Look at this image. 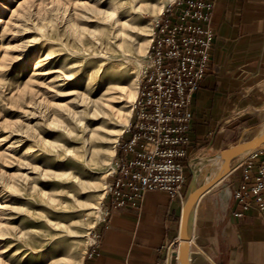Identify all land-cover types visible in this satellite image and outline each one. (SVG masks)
I'll return each mask as SVG.
<instances>
[{
    "label": "rangeland",
    "instance_id": "374dc122",
    "mask_svg": "<svg viewBox=\"0 0 264 264\" xmlns=\"http://www.w3.org/2000/svg\"><path fill=\"white\" fill-rule=\"evenodd\" d=\"M137 1L141 9L128 2L118 14L125 22L118 39L114 21L95 11L108 0H0V264L85 263L105 216L117 142L131 122L152 20L172 0L160 11L162 0ZM115 62L118 82L112 76L106 87L87 86L86 66L109 71ZM263 80L259 110L246 108L239 123L231 121L227 145L252 139L264 123ZM85 93L95 104L83 101ZM252 115L257 123L244 122ZM86 151L88 165L78 157Z\"/></svg>",
    "mask_w": 264,
    "mask_h": 264
},
{
    "label": "crops",
    "instance_id": "0c3cea01",
    "mask_svg": "<svg viewBox=\"0 0 264 264\" xmlns=\"http://www.w3.org/2000/svg\"><path fill=\"white\" fill-rule=\"evenodd\" d=\"M211 67L192 98L190 159L232 146L233 126L246 108L259 110L264 76V0H214ZM264 81V80H263ZM256 106V107H255ZM252 115L244 122L257 123ZM190 171L188 170V175ZM243 167L199 199L190 264H264V215L256 208L236 217L232 193ZM202 179H199L201 182ZM183 201L161 191L146 194L142 212L113 210L99 223L84 264H156L178 240ZM177 255V253H176Z\"/></svg>",
    "mask_w": 264,
    "mask_h": 264
},
{
    "label": "built area",
    "instance_id": "2783aa9c",
    "mask_svg": "<svg viewBox=\"0 0 264 264\" xmlns=\"http://www.w3.org/2000/svg\"><path fill=\"white\" fill-rule=\"evenodd\" d=\"M214 8V0H172L152 20L131 122L117 142L107 183L105 216L128 208L142 212L149 191L183 201L189 180L192 98L211 67ZM237 167H243V180L232 193L239 206L234 215L242 217L251 208L264 215V149ZM177 246V240L167 244L163 260L156 264H175Z\"/></svg>",
    "mask_w": 264,
    "mask_h": 264
},
{
    "label": "water",
    "instance_id": "95a60500",
    "mask_svg": "<svg viewBox=\"0 0 264 264\" xmlns=\"http://www.w3.org/2000/svg\"><path fill=\"white\" fill-rule=\"evenodd\" d=\"M264 144V132L252 139L237 142L236 144L220 150L212 155L198 154L187 162L191 177L188 182L182 205L179 237L177 242L179 254L175 264H190V241L193 236V226L196 206L200 197L210 188L221 181L229 182L230 174L236 168V164L254 154ZM244 155L238 160L239 157ZM217 162L212 174L205 176L199 182V172L204 167H210Z\"/></svg>",
    "mask_w": 264,
    "mask_h": 264
},
{
    "label": "bare ground",
    "instance_id": "6f19581e",
    "mask_svg": "<svg viewBox=\"0 0 264 264\" xmlns=\"http://www.w3.org/2000/svg\"><path fill=\"white\" fill-rule=\"evenodd\" d=\"M167 0H162V2L160 3L159 5V11L164 7V4ZM109 2V6L106 10H95L97 11L103 20L107 21V20H113V25H114V30H113V34L116 38L120 39L122 38L123 36V25L125 22H122L121 23V20L120 18L118 17V14H121V13H127L126 11H123V8L128 4V2L131 4L132 6V10H137V9H141L142 6H138V1L137 0H108ZM132 13H134L133 11L128 13L127 16L129 17V20L127 21H130L133 17H132ZM76 31H79V29H75ZM88 33L92 36V38L96 41H99V37L97 36V34H99L98 32H91V31H88ZM118 47H122V43L121 42H118L117 43ZM102 53V52H101ZM51 54L53 53H49L48 55L50 56ZM102 54H105L104 52ZM105 65H101L99 66L98 68H96V70L92 69V67H85L86 71L89 73V76H88V80H87V86L92 88V90L98 85L99 86H102L104 85V87H106L107 85H109V83H111V80L113 81L112 79V76H116L115 79H117L116 82H118V77H117V74H119L120 72H122L120 66L121 64L119 65V63H113L111 65V69H109V71H105L106 69L104 68ZM110 72V73H109ZM120 85V84H119ZM86 93L84 94V97H83V101L84 102H87V105L88 103L90 104L91 102H93V100H91V97L90 100ZM89 101V102H88ZM95 104V102H93ZM96 107L98 108L97 104H96ZM96 111V110H95ZM107 111L104 110V109H101V111L99 110L98 108V114L100 113H104V114H107L106 113ZM89 112L87 111H84V114H88ZM77 112L74 113V117L77 119L76 122H77V125L78 126H84V119L82 116L80 117H76L77 116ZM94 116H97L96 112L93 113ZM108 115V114H107ZM91 126V125H90ZM88 125V123L85 125L84 129L85 128H89L90 127ZM103 127H106V125H102ZM91 128V127H90ZM92 131V129H91ZM264 132V123L262 125L259 126L257 132H256V135H259V134H262ZM86 142V139L84 140V143ZM41 143H43L45 146L49 145L50 147L54 148L53 144L52 143H49L47 141H45V143L43 142V140H41ZM264 148V144L260 146L259 149H263ZM66 150L71 153V152H74L72 151L71 149L69 148H66ZM32 152H35V147L34 146H29L28 149H27V153H32ZM87 153V151L84 153V154H78V157H82L83 158V161L85 164H89L87 159H85V154ZM244 155H242L241 157L238 158V160L240 158H242ZM217 165V162L214 163L212 166L210 167H204L201 169V171L199 172V177L200 178H204L205 176L207 175H210L214 172L215 170V167ZM15 191H12L10 192L9 196L14 193ZM17 192V191H16ZM181 241L180 237L178 238L177 242L179 244V242ZM193 242V239H191L190 241V245L192 244ZM190 250H191V246H190ZM175 253H177V256L179 254V247L177 246L175 251Z\"/></svg>",
    "mask_w": 264,
    "mask_h": 264
}]
</instances>
